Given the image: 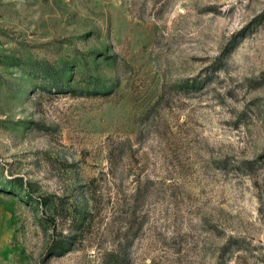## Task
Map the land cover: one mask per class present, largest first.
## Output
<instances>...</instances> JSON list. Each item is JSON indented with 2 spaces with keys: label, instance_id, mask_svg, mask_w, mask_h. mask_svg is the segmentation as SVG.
Instances as JSON below:
<instances>
[{
  "label": "rangeland",
  "instance_id": "1",
  "mask_svg": "<svg viewBox=\"0 0 264 264\" xmlns=\"http://www.w3.org/2000/svg\"><path fill=\"white\" fill-rule=\"evenodd\" d=\"M0 264H264V0H0Z\"/></svg>",
  "mask_w": 264,
  "mask_h": 264
}]
</instances>
